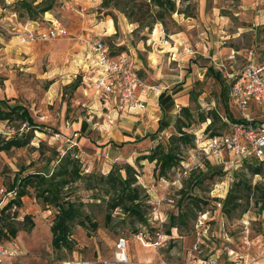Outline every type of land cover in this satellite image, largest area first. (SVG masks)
I'll return each instance as SVG.
<instances>
[{"label":"rangeland","instance_id":"rangeland-1","mask_svg":"<svg viewBox=\"0 0 264 264\" xmlns=\"http://www.w3.org/2000/svg\"><path fill=\"white\" fill-rule=\"evenodd\" d=\"M17 1L0 0V9L5 7L6 17L3 22L6 29L0 28V100L10 107L24 108L38 129L27 147L0 152V188L6 191L17 178L29 173H50L57 159L69 149L73 151L74 123L89 125L92 139L99 132L93 123L103 124L100 107L88 98L89 92L85 95L82 84L79 65L88 52L78 41L81 36L103 40L113 53H126L134 61L143 82L164 88L174 96L176 114L184 106L191 109L193 118L187 130L196 134L210 121L199 122L200 112L209 116L214 111L232 119L239 116L235 105L225 97L226 71L240 69L249 59L264 63V0H187L178 4L186 12L167 16L164 25L154 23L146 0H133L137 7L130 18L126 0H113L107 6L102 4L103 0H53L52 9L34 19L19 8ZM27 1L36 5L41 0ZM9 13H15V17ZM27 22H33L34 28L60 23L66 35L22 45L15 34L21 33ZM210 66L215 71L212 75L207 74ZM176 88L180 91L175 93ZM253 117L264 122V108L255 111ZM220 123L217 120L214 127L226 131V126ZM24 124L15 115L1 121L0 139L27 132L29 129ZM102 130L109 132V128ZM174 133L172 126L160 142L166 144ZM74 148L84 174L93 171L104 174L100 167L90 169L87 159L79 155L75 145ZM181 150L184 155L186 149L181 147ZM52 151L58 156H52ZM237 163V168L229 171L196 168L177 182L172 171L165 183L156 179L152 171L153 180L144 185H155L153 197L162 199L160 212L166 217V224L169 216L185 214L184 223L176 220L177 230L156 248L144 247L136 241L129 218L119 211L112 214L106 225L102 197L92 199L91 192L85 191L83 183L77 181L68 190L72 192L70 198L89 204L86 212L97 222L98 229L93 232L75 226L71 236L75 243L73 251H56L51 247L50 233L55 212L42 206L34 198L33 189L28 187L16 223L23 221V215H30L34 226L29 232L19 226L17 236L10 242L19 247L20 256L3 264H189L191 256L208 259L214 254L219 255L218 264H232L224 256L228 250L248 253L264 264L261 251L264 249V212H259L258 191L242 187L237 201L240 207L228 217L220 212V203L234 182L242 180L251 187L264 186V174L254 176L248 169L255 162ZM134 165L140 173L138 182L145 180L136 162ZM167 198L173 203H168ZM244 208L246 211L241 213ZM150 224L154 227L155 223ZM134 228L149 232L146 237L152 239L147 227L136 224ZM121 236L128 239L125 263H118L114 258L115 242Z\"/></svg>","mask_w":264,"mask_h":264},{"label":"trees","instance_id":"trees-1","mask_svg":"<svg viewBox=\"0 0 264 264\" xmlns=\"http://www.w3.org/2000/svg\"><path fill=\"white\" fill-rule=\"evenodd\" d=\"M111 1L113 0H103L102 4L107 6ZM146 1L147 10L150 12L154 23L157 21L164 25V19L167 16H171L173 13L184 14L186 12V10H180L178 4L187 0ZM126 2L129 4L130 9L127 17L130 18L134 13L133 9L136 5H133V0H126ZM32 3V1L29 2L27 0H18L16 2L19 8L28 14L30 19H34L50 11L53 6V0H41L36 5ZM134 21L138 22L136 19ZM84 51L88 52V49L84 48ZM111 53L113 54V52ZM213 72L215 71L211 66L207 68V74L212 75ZM77 85L78 82H76L75 86ZM225 88V93H227L228 86L226 85ZM12 115L17 116L21 123H26L29 130L27 132L22 131L7 139H0V152H7L12 148L27 147L33 137V132L38 129V125L24 108L21 106L10 107L6 101L0 100V122L9 120ZM198 117L201 123L205 122L206 119H210L209 124L200 132L201 135L208 134L212 136L228 132L230 131L231 123L237 122L236 119H232L230 116L228 117L229 120H224L221 115H218L214 111L210 112L209 116L200 112L198 113ZM192 118V111L188 106L180 108L179 113L175 114L173 119L175 133L170 135L166 144L159 141L148 153L138 156L136 158V165L139 166V161L144 160L154 163V177L161 181H167L169 179V172H174L175 169L189 162L190 152L193 148L192 141L196 134L187 130L190 127ZM217 120L221 122V125L226 126V131H219L214 127ZM71 147L73 151L69 149L62 157H58L59 159H57L50 173L44 171L29 173L21 178H17L6 191L12 192V196L8 197L0 208V243L9 242L14 239L19 231V226L28 232L33 228L34 224L30 215H23V221L18 224L16 223L18 210L23 205L22 198L28 194L27 188L30 187L34 191V198L42 206L50 207L55 212L50 226L51 247L56 251L66 250L72 252L75 243L71 239V236L75 226L93 232L98 229L97 222L93 221L90 214L86 212V207L89 204L82 201L77 202L70 198L72 192L68 190L77 181L83 183L85 191L91 192L92 199L102 197L106 210L104 215L106 225L111 221L112 214L119 211V213L129 218L130 224L133 227V235L142 232L141 229L134 228L136 224L147 227L153 235L155 229L150 224L152 206L147 201H155L156 198L150 194L149 186L140 183V181L138 182L140 173L137 168L125 163L123 165H113L107 174H99L94 171L84 174L81 169L80 160L76 155L77 149L74 146ZM181 147L186 149L184 155H181ZM52 152V156H58L55 151ZM72 152L76 153L73 155ZM250 161L255 162L254 166H248L252 175L264 174V160ZM205 167H215L219 171L222 170L221 166L210 162H207ZM244 186L248 191L254 189L258 191L257 201L261 203L259 212H264V186L256 184L254 187H251L246 181L243 182L241 180L233 183L220 203V212L226 217L230 216V214L240 207L237 201L241 197V188ZM147 209L149 211L148 215ZM245 211L246 208L242 209L241 213ZM184 219L185 214L171 215L168 218V224H166V217H164V225L166 224L164 234L167 237L171 236L173 231L177 230L176 220L184 223ZM148 233L144 232V234ZM261 251L264 253V249ZM224 256L227 261H230L228 252Z\"/></svg>","mask_w":264,"mask_h":264},{"label":"built area","instance_id":"built-area-1","mask_svg":"<svg viewBox=\"0 0 264 264\" xmlns=\"http://www.w3.org/2000/svg\"><path fill=\"white\" fill-rule=\"evenodd\" d=\"M6 5H9L8 3ZM5 7L0 9V28L5 21ZM14 18L15 13H9ZM48 27L34 28L33 22H27L21 33L15 34L22 45L36 42L56 40L66 35V30L60 23L51 22ZM13 29V27H11ZM80 44L88 49L97 68V74L91 82L92 89L101 95L117 94L122 102L130 107L145 110L147 103L145 98L149 94L163 95L164 88L149 85L141 80L132 66V62L126 53H111L108 46L101 39L79 37ZM225 78L228 85V98L238 110L237 122L231 123L230 131L209 136L208 134H195L190 152L189 162L174 170V181H179L191 170L203 168L208 162L222 167L223 171L236 169L237 162L248 160H264V122L257 121L249 113L253 103L257 108L264 107V63H255L250 60L236 71H226ZM224 120H227L224 118ZM27 126V124H24ZM28 128V127H27ZM75 140L76 135L74 134ZM75 144H73L74 146ZM164 183L167 181L162 180ZM155 186H149L152 196ZM165 195L169 194L168 185L164 188ZM12 196V192L0 188V208L4 201ZM2 198V199H1ZM168 203H173L170 198ZM161 200H148L152 206L150 223L154 224L155 232L152 239L146 237L144 232L133 235L134 239L144 247H159L166 241L164 234V216L160 212ZM128 239L118 237L114 247V258L118 263L127 262ZM232 264H259L258 257L248 253H238L228 250ZM19 247L12 242L0 243V264L6 260L20 256ZM211 256L205 259L189 258V264H218L217 257Z\"/></svg>","mask_w":264,"mask_h":264},{"label":"crops","instance_id":"crops-1","mask_svg":"<svg viewBox=\"0 0 264 264\" xmlns=\"http://www.w3.org/2000/svg\"><path fill=\"white\" fill-rule=\"evenodd\" d=\"M110 29L111 27H109ZM132 66L138 73L134 61H132ZM79 68L82 73V84L86 88L85 95L88 96L89 92L88 98L94 100L100 107L99 117L103 120V124L93 123L96 127L94 129L99 132L92 139L89 125L85 122L74 123L76 127L73 133L76 138L75 141L72 140L71 145L75 144L79 150V155L87 159L90 169L100 167L104 174L108 173L113 164L127 163L136 168L134 165L136 158L148 153L157 142L162 140L161 138L167 133V130L173 126V119L176 114L174 96L169 93L163 96L149 94L145 98L146 109L140 110L122 102L115 93L105 96L92 89L91 82L98 71L89 52L80 60ZM179 91L180 88L174 90L175 93ZM225 97L230 102L228 92ZM181 103H184L183 99ZM248 111L253 116L255 111H259V108L252 103ZM224 118L229 120L227 116ZM235 119L237 120V118ZM98 124L99 128H97ZM102 128H109V132H104L105 130ZM138 165L144 173L143 178L145 179H141L140 183L144 184L149 179L153 180L154 165L146 160L139 161ZM155 193L156 187L153 195Z\"/></svg>","mask_w":264,"mask_h":264},{"label":"bare ground","instance_id":"bare-ground-1","mask_svg":"<svg viewBox=\"0 0 264 264\" xmlns=\"http://www.w3.org/2000/svg\"><path fill=\"white\" fill-rule=\"evenodd\" d=\"M111 30V29H110Z\"/></svg>","mask_w":264,"mask_h":264}]
</instances>
